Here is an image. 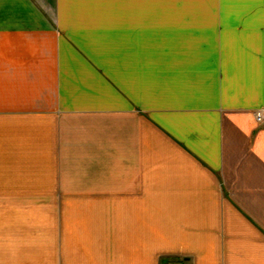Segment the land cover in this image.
<instances>
[{
	"label": "crops",
	"instance_id": "1",
	"mask_svg": "<svg viewBox=\"0 0 264 264\" xmlns=\"http://www.w3.org/2000/svg\"><path fill=\"white\" fill-rule=\"evenodd\" d=\"M263 109L264 0H0V264H264Z\"/></svg>",
	"mask_w": 264,
	"mask_h": 264
},
{
	"label": "rangeland",
	"instance_id": "2",
	"mask_svg": "<svg viewBox=\"0 0 264 264\" xmlns=\"http://www.w3.org/2000/svg\"><path fill=\"white\" fill-rule=\"evenodd\" d=\"M257 119V118H256ZM258 121V120H257ZM264 123V122H263ZM78 195H81V194H78ZM72 197H70V198H67V197H64L63 198V206H64V208L66 207H68L69 205H70V203H72ZM78 203H85V200H82V199H80V200H78ZM64 214L65 215H69V213H67V210L66 211H64ZM175 264H189V263H185L184 261H179V262H177V263H175Z\"/></svg>",
	"mask_w": 264,
	"mask_h": 264
},
{
	"label": "built area",
	"instance_id": "3",
	"mask_svg": "<svg viewBox=\"0 0 264 264\" xmlns=\"http://www.w3.org/2000/svg\"><path fill=\"white\" fill-rule=\"evenodd\" d=\"M256 118L259 122H264V109L256 112Z\"/></svg>",
	"mask_w": 264,
	"mask_h": 264
}]
</instances>
